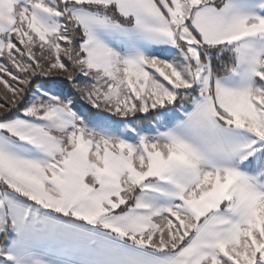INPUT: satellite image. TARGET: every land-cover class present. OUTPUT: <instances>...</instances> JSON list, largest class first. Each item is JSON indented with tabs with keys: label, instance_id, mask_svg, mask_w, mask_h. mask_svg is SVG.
Instances as JSON below:
<instances>
[{
	"label": "snow or ice",
	"instance_id": "1",
	"mask_svg": "<svg viewBox=\"0 0 264 264\" xmlns=\"http://www.w3.org/2000/svg\"><path fill=\"white\" fill-rule=\"evenodd\" d=\"M0 264H264V0H0Z\"/></svg>",
	"mask_w": 264,
	"mask_h": 264
}]
</instances>
